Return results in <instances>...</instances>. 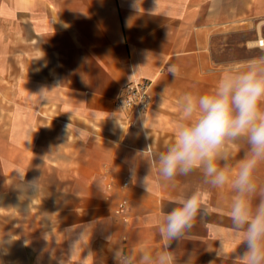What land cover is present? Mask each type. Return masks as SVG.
I'll list each match as a JSON object with an SVG mask.
<instances>
[{
    "label": "crops",
    "instance_id": "1",
    "mask_svg": "<svg viewBox=\"0 0 264 264\" xmlns=\"http://www.w3.org/2000/svg\"><path fill=\"white\" fill-rule=\"evenodd\" d=\"M259 37L264 0H0V220L11 221L0 242L28 259H5L0 243L1 264H51L56 250L60 264H116L119 248L161 250L163 214L202 176L162 182L147 161L175 138L178 97L210 92L264 55L251 45ZM137 81L150 83L149 104L130 115L115 102ZM244 148L226 146L233 164ZM141 152L132 184L129 167ZM17 171L40 179L36 195L21 199ZM147 175L150 192L140 183ZM229 198L227 188L203 193L207 214L170 245L177 264L190 255L194 264H233L244 245L231 231ZM222 246L225 255L236 250L225 259Z\"/></svg>",
    "mask_w": 264,
    "mask_h": 264
},
{
    "label": "clouds",
    "instance_id": "2",
    "mask_svg": "<svg viewBox=\"0 0 264 264\" xmlns=\"http://www.w3.org/2000/svg\"><path fill=\"white\" fill-rule=\"evenodd\" d=\"M168 71L174 78L178 74L176 65L169 66ZM163 103L161 95L160 104ZM177 104L175 138L164 151L153 153L147 161L149 175L156 168L161 181L170 183L178 176L187 177L199 171L202 183L189 194H178L171 201L173 207L163 214L157 225L159 236L165 241L161 250L136 253L119 248L114 253L116 264H177L171 243L188 239L198 216L203 218L207 214L203 193L225 188L230 191L231 231L240 241L238 246L244 245L232 257L233 264H264V185L257 183V173L264 165V55L230 70L210 92H185L178 97ZM241 142L245 145L243 154L233 164L226 146ZM143 153H138L130 164L132 184L137 182V160ZM16 173L21 199L29 192L33 196L39 192L40 179L26 181L25 172ZM149 175L140 179L147 192L151 191ZM230 254L223 253V246L218 251L225 259ZM184 264H194V256L190 255Z\"/></svg>",
    "mask_w": 264,
    "mask_h": 264
},
{
    "label": "built area",
    "instance_id": "3",
    "mask_svg": "<svg viewBox=\"0 0 264 264\" xmlns=\"http://www.w3.org/2000/svg\"><path fill=\"white\" fill-rule=\"evenodd\" d=\"M149 87L150 83L145 81L130 82L122 89L119 98L115 102V107L130 115H140L145 112L149 104ZM130 125V123H128ZM126 202L122 201L117 214L124 211Z\"/></svg>",
    "mask_w": 264,
    "mask_h": 264
},
{
    "label": "rangeland",
    "instance_id": "4",
    "mask_svg": "<svg viewBox=\"0 0 264 264\" xmlns=\"http://www.w3.org/2000/svg\"><path fill=\"white\" fill-rule=\"evenodd\" d=\"M252 46H254V45H252ZM262 48H264V47H262ZM10 226H11V221L10 220H0V229H9ZM0 243L3 244L4 248L8 249L7 255L3 256V257H5V259H10L11 255H13L15 257H20L23 262L24 261H26V262L28 261L27 256L24 253V251L22 249H20L16 244L11 243L10 241H5V242L1 241ZM51 254L53 255L51 264H60V261L58 260V251L57 250H56V252L52 251ZM1 257L2 256L0 255V258ZM64 257L62 255V258H64ZM74 257H76V256H74ZM66 259L69 260V259H71V257L69 255H67ZM0 264H1V261H0ZM61 264H62V262H61ZM100 264H102V263H100Z\"/></svg>",
    "mask_w": 264,
    "mask_h": 264
},
{
    "label": "bare ground",
    "instance_id": "5",
    "mask_svg": "<svg viewBox=\"0 0 264 264\" xmlns=\"http://www.w3.org/2000/svg\"><path fill=\"white\" fill-rule=\"evenodd\" d=\"M251 45H256V46H260V47H264V38L259 37V39L257 40V42L253 43Z\"/></svg>",
    "mask_w": 264,
    "mask_h": 264
}]
</instances>
